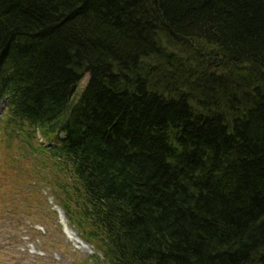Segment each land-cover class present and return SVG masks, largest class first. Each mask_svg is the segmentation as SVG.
<instances>
[{"label":"trees","instance_id":"trees-1","mask_svg":"<svg viewBox=\"0 0 264 264\" xmlns=\"http://www.w3.org/2000/svg\"><path fill=\"white\" fill-rule=\"evenodd\" d=\"M0 99L92 260L264 264V0H0Z\"/></svg>","mask_w":264,"mask_h":264},{"label":"rangeland","instance_id":"rangeland-1","mask_svg":"<svg viewBox=\"0 0 264 264\" xmlns=\"http://www.w3.org/2000/svg\"><path fill=\"white\" fill-rule=\"evenodd\" d=\"M88 78L78 85L75 99ZM7 118L6 101L0 99V264H106L103 258L92 260L100 251L68 225L59 205L64 197L59 186L69 180L57 166L52 172L50 162L45 169L39 165L41 156L35 155L32 144L45 142L42 134L30 138L17 133L14 139L6 135L3 142Z\"/></svg>","mask_w":264,"mask_h":264},{"label":"bare ground","instance_id":"bare-ground-1","mask_svg":"<svg viewBox=\"0 0 264 264\" xmlns=\"http://www.w3.org/2000/svg\"><path fill=\"white\" fill-rule=\"evenodd\" d=\"M66 229H67V232H69L70 234H72L71 231H70V229L68 227Z\"/></svg>","mask_w":264,"mask_h":264}]
</instances>
